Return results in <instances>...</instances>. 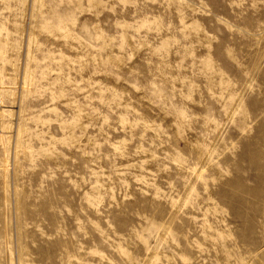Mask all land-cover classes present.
I'll use <instances>...</instances> for the list:
<instances>
[{
	"label": "rangeland",
	"instance_id": "374dc122",
	"mask_svg": "<svg viewBox=\"0 0 264 264\" xmlns=\"http://www.w3.org/2000/svg\"><path fill=\"white\" fill-rule=\"evenodd\" d=\"M0 264H264V0H0Z\"/></svg>",
	"mask_w": 264,
	"mask_h": 264
},
{
	"label": "bare ground",
	"instance_id": "6f19581e",
	"mask_svg": "<svg viewBox=\"0 0 264 264\" xmlns=\"http://www.w3.org/2000/svg\"><path fill=\"white\" fill-rule=\"evenodd\" d=\"M0 106H2V100H1V98H0ZM0 128H1V130H2L1 122H0ZM0 133H1V132H0Z\"/></svg>",
	"mask_w": 264,
	"mask_h": 264
},
{
	"label": "built area",
	"instance_id": "2783aa9c",
	"mask_svg": "<svg viewBox=\"0 0 264 264\" xmlns=\"http://www.w3.org/2000/svg\"><path fill=\"white\" fill-rule=\"evenodd\" d=\"M0 132H1V128H0Z\"/></svg>",
	"mask_w": 264,
	"mask_h": 264
}]
</instances>
